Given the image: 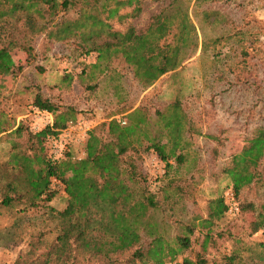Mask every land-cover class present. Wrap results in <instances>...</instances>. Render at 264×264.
<instances>
[{
	"label": "trees",
	"instance_id": "1",
	"mask_svg": "<svg viewBox=\"0 0 264 264\" xmlns=\"http://www.w3.org/2000/svg\"><path fill=\"white\" fill-rule=\"evenodd\" d=\"M76 1L85 0H0V43L3 44L0 70L10 50H32L33 39L39 34L45 38L44 51L51 43L59 42L71 44L73 51L81 56L94 52V62L88 65L90 74L96 69L98 75H103L116 100L112 113H119L129 108L120 105L124 95L130 94L129 83L142 91L166 72L164 52L169 42L176 46L175 52L188 42L193 51L190 0H169L138 30L131 24L114 29L99 14L81 12L83 3L76 11L77 17L53 20L54 14L74 6ZM86 2L95 10L104 9L108 3ZM113 2L114 8L108 9L109 18L119 5L139 0ZM137 11L135 8L129 16H135ZM202 14L212 17L211 22L216 21V11H202ZM91 26L97 29L92 30ZM222 48L216 52V58L226 54V48ZM244 54L237 63L241 68L237 71L229 68L231 80L226 76L225 79L232 86L251 87L253 101L248 102V107L231 110L230 114H236L242 124L244 138L239 152L223 161L221 171L229 179L226 190L233 193L237 209L254 211L262 239L246 242L228 234V244L219 243L217 256L211 260L205 257L209 246L214 252L218 248L214 239L219 233L213 230L226 214L225 192L204 199L203 211H195L188 221L178 222L181 233H175L171 239L161 221L154 218L153 213L174 210L173 205L183 207L188 196L189 202L195 204L191 187L185 188L187 184L174 185L170 180L168 185L175 187L174 194L166 193L164 188L159 195L158 187L151 190L164 175L165 166L169 167L168 160L181 164L185 158L181 148L186 144L183 139L188 116L179 101H170L164 110H153V120L148 109L138 105L123 116L124 124L119 122L121 118L100 122L96 129L86 130L84 155L72 161L64 148L59 157H52L47 142L58 137L68 121L81 120L76 117L80 111L70 104L55 102L39 86L32 92L29 110L47 109L51 124L32 130L27 116L16 120L0 112V142L4 143L0 160V215L5 214L9 219L12 236L18 239L21 233L25 243L11 264H165V257L171 260L188 248L191 234L197 238L196 257L194 261L184 258L182 264H264V87L254 81L259 72L244 59ZM259 61L264 63V59ZM217 95L211 97L213 107ZM99 109L103 107L100 105ZM100 127L107 132L104 134ZM162 135L166 140L160 143ZM207 136L216 138L215 134ZM142 139L146 144L142 145ZM152 157L155 159L151 163ZM154 164L162 167V174L150 172ZM52 180L61 184L66 196L60 209L50 205L56 194ZM250 186L260 189L256 201H238L241 189ZM32 209L41 211L39 220L23 219ZM143 236L148 240L145 245H142Z\"/></svg>",
	"mask_w": 264,
	"mask_h": 264
},
{
	"label": "rangeland",
	"instance_id": "2",
	"mask_svg": "<svg viewBox=\"0 0 264 264\" xmlns=\"http://www.w3.org/2000/svg\"><path fill=\"white\" fill-rule=\"evenodd\" d=\"M86 1H76L74 6L67 7L65 11L54 14L53 20L56 22L61 18L72 19L77 17L78 13L76 11L80 4L83 3L81 12L85 11L88 14H99L101 17L106 18L114 29L120 30L126 24H131L138 30L143 28L149 18L164 7L169 0H139L138 3L133 2L129 5L121 4L111 14L110 18L107 15L108 9H113L115 6L113 0H101V2L107 1L108 3L104 9L100 7L98 10L86 5ZM222 6L227 11L224 15H221L217 10L218 8L221 9ZM135 8H138L137 14L135 16H129L134 13ZM188 11L192 23L201 33L200 40L204 47L202 52H199L198 60L201 66H203L204 73L209 72L214 64L215 67L211 71L210 76L212 77L214 74L215 77L211 79L207 77V80L192 82L186 79L188 78L187 76L184 77L183 69L181 68L178 71L177 80L179 78H185L184 83L180 81L179 84L175 83L173 86L168 83L167 79H160L151 88L149 87V89L143 91L142 99L138 104L148 109L149 116L151 115L150 118L152 120L155 119L152 111L155 109L164 110L173 93L176 96L178 95L179 98H182L181 96L185 93L192 92L199 94L204 99L203 107L205 108V114L209 113L211 117L212 112L215 114L220 113V111H215L221 108L219 105L225 106L227 102H233L234 108L248 107V102L253 101L251 87L241 88L235 85L232 86L231 82L225 78L221 79L219 70L220 67H226L227 64H237L242 57V52L245 53L243 55L244 59L250 62L252 67H255L253 69L257 67L259 75H255L254 81L264 87V63L259 61V59H264V47L262 48V45L264 46V0H190L188 3ZM202 11H216V21L211 22L212 17L203 16ZM124 14L128 16L124 17ZM247 17L253 22V30L248 35L246 34L247 31L237 30L241 26L242 21L248 22L246 20ZM91 27L92 30L97 29L95 26ZM83 31L86 34L87 30L85 29ZM102 32L105 33V30ZM245 37H247V40ZM44 41L45 38L42 34H39L33 39L32 50L25 51L14 48V50L8 52L9 58L4 59L2 69L0 70V112L7 118L11 117L16 120L27 116L28 126L32 130L38 129L39 127L34 128L33 126L34 120L29 112V103L32 99V92L35 89H39L40 86L43 93L49 95L55 102L70 104L75 108V111H80L83 116H93L95 111H100V105L103 107L101 112L106 111L107 115L112 113L116 109L114 106L110 107L107 105L105 108L108 99L112 97L108 83L105 81L103 75L97 74L96 69L90 74L88 67L92 63L91 61L94 59L95 53L90 52L87 56H81L73 51L71 44L51 43L55 44L58 49V52L55 53L56 56L52 55L51 58L58 60L60 64L58 66L56 65L57 67L48 68L49 71L47 70L44 73L46 70L44 64L45 51L42 48ZM174 46V44L169 45L165 53L169 65L174 60ZM2 47L3 44L0 43V48ZM222 47L226 48V54L216 58V52L218 54ZM70 57L77 59L76 64L71 67L67 63ZM50 62L53 63V61ZM82 70L83 72H81ZM215 72L218 74L216 75ZM225 73V76L231 80V73L227 69ZM127 88L132 97H135L140 91L134 83H129ZM217 93V103L213 107L211 97ZM120 118L125 120L124 117ZM224 120H227V117L224 116ZM98 124L93 128L96 129ZM152 127L154 129V124ZM99 130L104 132V134L107 132L106 128L102 129L100 127ZM66 135L63 134V148L67 151L70 159L74 161L83 157V153L81 154V152L86 137L85 134L81 133L79 136L77 143V145L80 143L79 150H74L73 144L69 142L68 135ZM241 136L242 134L235 136L230 134L212 139L203 134L202 138L205 140L200 143V146H197L194 150L188 148L182 152L185 158L181 164H176L172 159L168 160L169 167L165 166L164 175L159 178L157 185L154 184V186H151V190L156 191L158 187L157 192L159 193L157 194L159 195L164 188L166 193L174 194L175 187L168 185L170 180H172L174 185L187 184L185 188L187 190L189 186L191 187L190 193H192L191 196L195 203L192 205L189 202L190 198L188 196L183 207L173 205L174 210L153 213L154 218L161 221L165 227L166 235L169 239L175 233H181L180 227L177 226L178 222H186L190 214H193L195 211L197 213L203 211L204 199L214 195H223L225 190L230 186L229 179L222 173L221 167L223 161L239 152L244 138ZM160 140L165 141L166 137L162 135ZM141 142L142 145L146 144L143 139ZM3 147L4 143L0 142V160L3 157ZM47 151H50L49 147H47ZM138 164L140 167V163ZM141 167L143 168V166ZM187 181L188 183H186ZM51 186L56 189V194L50 201V205L56 209H60L66 202V196L62 191L61 184L57 180H52ZM148 188L150 189V187ZM259 190L256 186L244 187L241 189L237 200L256 201ZM40 214V210L32 209L23 219L31 218L33 221H37L40 218ZM8 221L9 219L5 214L0 215V264H11L18 252L23 250L25 246L21 233L18 235V239L12 236L10 228L8 227ZM257 225L258 220L255 217L254 211L251 209H238V212L232 216L223 214L216 222L213 230L219 233V237L214 239V244L218 248L214 252V249L209 246V251L205 252V257L211 260L213 256H217L216 252L220 251L219 247H221L219 243L221 242L223 245L228 244L226 240L228 234L233 236L234 239H241L246 242H255L262 239L261 229H257ZM147 241V238L143 236L142 245H145ZM197 245L196 234L189 235L188 248L177 253L171 260L177 259L182 261V259L187 258L194 261L198 249ZM167 261L170 260L168 257H165L164 263Z\"/></svg>",
	"mask_w": 264,
	"mask_h": 264
},
{
	"label": "crops",
	"instance_id": "3",
	"mask_svg": "<svg viewBox=\"0 0 264 264\" xmlns=\"http://www.w3.org/2000/svg\"><path fill=\"white\" fill-rule=\"evenodd\" d=\"M236 2V1H235ZM221 15H224L227 13L226 8L222 6L221 9H217ZM156 14V13H155ZM154 15V14H153ZM248 22L242 21L241 26L237 28L238 31H247L246 34L248 35L250 32L253 30V22L252 20L247 17ZM229 22V21H228ZM194 26V40H195V45L193 46V51L190 50L191 47H189V42L180 48L178 52H175V46H174V60L169 65L167 63V58L165 57V53L169 48V45L174 44L173 42H170L169 45L166 47V50L164 52V60H165V66H166V72H164L162 75H160L152 85L149 87L151 88L154 84H156L160 79H167L168 83L174 86L175 83H178L182 81L184 83V79L177 80L178 76V71L182 68L183 69V75L184 77L187 76L192 82L193 81H201V80H207L211 79L212 77H215L213 74L212 77L210 76V73L212 70H214L215 65L213 64L211 67V70L208 72L204 73L203 66H201L200 61L198 60L199 57V52L204 49V47L201 44L200 40V31L198 28L193 24ZM251 34V33H250ZM247 40V37H245ZM56 43V42H54ZM260 45V43H258ZM262 45V44H261ZM66 46V45H65ZM263 48V45H262ZM66 51V50H65ZM58 52V49L56 48L55 44H51L48 49L45 51V68L46 70L44 71L47 72L48 68L51 69L53 67H57L60 62L58 60H55L51 58L52 55L56 56L55 53ZM50 61H53L51 63ZM77 62V59L74 57L68 58L67 63H69V66L71 67L72 65H75ZM91 62H94V59H92ZM65 64V63H63ZM55 65V66H54ZM57 65V66H56ZM238 66V67H237ZM240 65L234 64V65H229L227 64L226 67H220V76L221 79L225 78V72L226 69H240ZM219 67V66H218ZM49 71V70H48ZM207 73V74H206ZM217 75L218 73L215 72ZM219 78V77H218ZM217 79V78H215ZM200 84V83H199ZM149 87L147 89H149ZM146 90V89H145ZM145 90H140L135 97H132L131 93L124 95V101L120 102L121 104H125L129 108L127 110L121 111L119 113H110L107 115V112H101V111H95L93 113V116L87 117L83 116L82 113L78 112L76 114L77 118H81L83 126H87L88 128H93L96 124L109 120V119H118L120 117L125 116L128 112H130L132 109L136 108L142 99L143 96V91ZM126 93V92H125ZM179 94V93H177ZM184 94V93H183ZM182 98H179L178 95L176 96L175 93H173L172 97L170 100L167 102L169 103L170 101L178 100L180 102V107L183 109V113L188 116V125L184 126V139L183 141L186 142L184 147L181 148V152H183L185 149L190 148L191 150H194L197 148V146H200L201 142H204L202 138V135H207V134H215L216 137H220L222 135H239V134H244V130L242 129V124L240 123L239 119L236 118L234 115L236 114H230L231 110L234 108V103L227 102L225 106H220L218 110L215 111H220L218 114H215L212 112V117L210 114H205L204 112V107H203V102L204 99L199 95L195 93H185L184 95L181 96ZM115 97L112 96L111 98L108 99V103H106L105 108L107 105L109 106H115ZM228 107L230 108L229 112H226L228 110ZM224 116L227 117V120H224ZM87 117V118H86ZM211 117V118H210ZM209 119V121H208ZM207 121V123H206ZM79 129H67V131L61 130V133L59 135L67 134L68 135V140L71 144L74 146V150H79L80 143L77 145L79 141V136L81 135L82 131ZM221 133V134H220ZM220 134V136H219ZM66 135V136H67ZM242 137V136H241ZM164 141L160 140V143H163ZM76 144V145H74ZM84 153L83 150L81 154ZM84 155V154H82ZM209 198V197H208ZM207 199V198H206ZM223 216V215H222Z\"/></svg>",
	"mask_w": 264,
	"mask_h": 264
},
{
	"label": "built area",
	"instance_id": "4",
	"mask_svg": "<svg viewBox=\"0 0 264 264\" xmlns=\"http://www.w3.org/2000/svg\"><path fill=\"white\" fill-rule=\"evenodd\" d=\"M32 115V119L34 120L33 126L34 128L44 126L51 124V114L47 109H39L35 107H31L29 111ZM121 124H124V119H120L119 121ZM69 129H79L82 131L83 134H85L86 130H88L87 126H83L82 120H76L75 122L68 121L67 126L63 128V131ZM48 145L50 147V154L52 157L56 158L59 157L61 154V151L63 149L64 141H63V135H58L56 138H50L48 139ZM155 157L151 158V163ZM150 172H156L158 174H162L163 169L160 165H153V168H151ZM152 179V177H151ZM224 200L226 204V214L227 215H234L238 212L237 205L233 199V193L228 189L224 193ZM165 264H182L180 260H170L165 262Z\"/></svg>",
	"mask_w": 264,
	"mask_h": 264
}]
</instances>
